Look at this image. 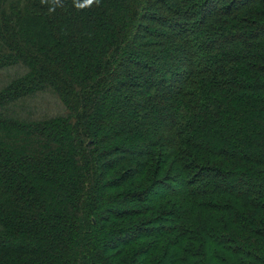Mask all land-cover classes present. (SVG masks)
I'll use <instances>...</instances> for the list:
<instances>
[{
	"label": "trees",
	"instance_id": "trees-1",
	"mask_svg": "<svg viewBox=\"0 0 264 264\" xmlns=\"http://www.w3.org/2000/svg\"><path fill=\"white\" fill-rule=\"evenodd\" d=\"M0 264H264V0H0Z\"/></svg>",
	"mask_w": 264,
	"mask_h": 264
},
{
	"label": "rangeland",
	"instance_id": "rangeland-1",
	"mask_svg": "<svg viewBox=\"0 0 264 264\" xmlns=\"http://www.w3.org/2000/svg\"><path fill=\"white\" fill-rule=\"evenodd\" d=\"M16 71H18L16 68H13L11 71H8V72H4L3 74H2V80H4V78L5 77H7V78H10V77H12L13 75H14V73L16 72ZM10 76V77H9ZM2 83V82H1ZM53 98L52 97H50V96H48L46 99H43V102H44V104H46V105H51L52 103H53ZM47 114H49V112L47 113ZM174 201V200H173ZM170 205V207H171V204H169ZM168 207V206H167ZM169 208V207H168ZM159 209H161V208H158V210Z\"/></svg>",
	"mask_w": 264,
	"mask_h": 264
},
{
	"label": "clouds",
	"instance_id": "clouds-1",
	"mask_svg": "<svg viewBox=\"0 0 264 264\" xmlns=\"http://www.w3.org/2000/svg\"><path fill=\"white\" fill-rule=\"evenodd\" d=\"M88 4L91 5L93 3H96L97 5L100 4L101 0H87Z\"/></svg>",
	"mask_w": 264,
	"mask_h": 264
}]
</instances>
